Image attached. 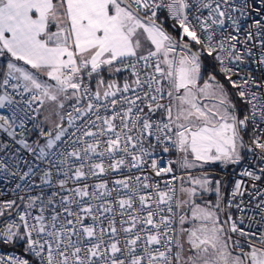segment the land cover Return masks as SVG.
<instances>
[{
    "label": "snow or ice",
    "instance_id": "snow-or-ice-1",
    "mask_svg": "<svg viewBox=\"0 0 264 264\" xmlns=\"http://www.w3.org/2000/svg\"><path fill=\"white\" fill-rule=\"evenodd\" d=\"M251 7L248 0L237 7L230 0H0V56L8 57L0 66V109H7L0 114V171L27 178L25 190L37 176L42 189H58L21 196L22 211L15 200L0 203V216L17 209L18 217L0 228V243L23 240L31 257L0 255V264H264V231L246 232L231 215L221 221L219 181L215 205L196 202L212 183L207 174H189V186L173 175L163 188L147 175L124 176L111 188L106 180L85 182L125 167L142 170L157 144L181 155L163 168L153 159L156 176L172 173V163L189 170L242 159V131L257 116L264 122V93L250 89L264 84L233 79L238 73L229 65L245 55L238 35L220 28L230 20L239 33V17ZM255 27L264 31L259 20ZM252 39L249 31L244 43ZM260 48L264 65V39ZM246 52L251 57L253 49ZM204 55L250 114L240 118L216 74L203 77ZM123 72V81L105 77ZM13 143L20 147L13 151ZM21 149L34 160L21 161ZM254 149L264 161L261 136L252 139ZM242 187L238 180L232 196H242Z\"/></svg>",
    "mask_w": 264,
    "mask_h": 264
},
{
    "label": "built area",
    "instance_id": "built-area-1",
    "mask_svg": "<svg viewBox=\"0 0 264 264\" xmlns=\"http://www.w3.org/2000/svg\"><path fill=\"white\" fill-rule=\"evenodd\" d=\"M190 3H194L195 0H189ZM249 4L252 5L250 9L246 10V14L244 16L239 17V33L236 32L235 27L232 25L230 20H226L225 25L220 28V31L223 32V34L227 35L229 33L238 35V39L240 43L237 44V49L244 53L245 60L239 64H236L233 62V64L229 65L234 68V72L238 73L236 75H233L234 80L240 81L242 78H248L251 76L255 81H257L260 84H264V65L259 64L257 62V58L259 57L261 48H260V41L264 39V31L257 29L255 27V22L257 20L261 21L262 24H264V0H248ZM230 3L233 5V7H237L244 3V0H230ZM204 15H207V9L201 10ZM163 14V17L165 19V12H161ZM193 15H198L199 13H196L195 8L192 9ZM233 17H237L238 13H232ZM168 25V28H173L172 25L174 21L169 17L165 19ZM176 32V35L179 32V29L174 30ZM251 31L253 33V39L248 41L246 44L244 43L246 34ZM257 32L260 34L257 35ZM217 39H219V35L217 36ZM195 46V45H194ZM198 47V46H195ZM252 48L253 54L251 57L248 56L246 49ZM204 58L210 68L214 69V71L219 74L223 79L225 80L226 84L230 87L231 84L227 79H225L224 75L222 73H219L218 71V63L211 57H207L206 55L202 56ZM120 76L121 81L128 76L127 72L120 73L116 76ZM234 89V88H233ZM238 91V89H236ZM251 91H255L258 94L264 93V88H257L255 85H253L250 89ZM245 109V114H250V108L251 106L248 105L245 101H242ZM7 109H0V114H6ZM244 114V115H245ZM159 113L157 114L154 119L159 117ZM243 115V116H244ZM243 116L241 118H243ZM258 125L259 127H256ZM28 128L31 132V135L29 136V139H33L36 136V132L32 131V125L29 124ZM262 130H264V122H261L259 120V117L257 116L255 121L249 120V123L247 124V127L242 131L241 135L245 137V153L239 164L233 168H227V169H220V168H212L210 171L215 173H221L225 178H227L228 184L225 189V197H224V204L227 208L230 210V215L233 220H235L238 223V226L243 228L246 232H255L257 230L264 231V220H262V216H264V207H257V205L261 204V201H264V173L260 172V169L264 168V161L259 159V150L254 149L250 150L251 141L256 136H261L262 139H264V133H262ZM19 131V129H17ZM5 134L3 132H0V136H4ZM153 144H155V141H152ZM165 146L169 147V151L165 152L163 151V148ZM19 145H16L13 143L12 150L14 151L16 148H19ZM147 147V145H146ZM150 155L145 157L146 163L144 164L142 170L137 169H129L127 167L115 171V172H109L105 175L98 176V177H89L85 182L88 184H95L101 180L108 181L109 187H113V181L116 179H121L124 176L128 175H147L151 177V182L153 183H159L161 187L163 188L165 186V182L171 179L173 175L177 177H183L185 173L188 171L182 170L179 168L176 163H172L171 167L173 168L172 173H165L161 174L160 176H156L154 170L151 168V161L155 159L157 161L158 167H167L169 166L170 161H174L173 157L178 156L179 152L170 145H159L157 144L154 149H149ZM18 158L23 160H34V157L31 156V154L27 153L26 150L21 149L19 153H17ZM106 163L109 161L107 158H105ZM23 170H26V168L21 165ZM245 171H252L256 175H260V180H254L252 177H248L246 175H243ZM34 179L37 181L35 185L31 187L30 190H25V184L30 183V181L26 180L21 181L18 177L11 176L7 173H4L0 171V203H3L8 200H15L17 205H20V211L23 210V203L20 200L21 196H24L25 199H27V196L29 195H38L40 194L41 190L46 195H50L51 192L58 190L57 187H47V186H40L39 184V177H34ZM241 181L243 184V187L241 191L243 192V195H237L235 197L232 196L234 185L237 181ZM181 181L178 179L173 182V185L178 189L180 187ZM20 184L22 187L17 188L16 185ZM53 184L55 185V181H53ZM73 186V183L69 182V187ZM257 192L262 193L261 195H256ZM231 201V204L229 203ZM237 205L240 207L238 208ZM119 217H117V227L119 228ZM18 220L17 217V209L12 210H6V214L4 216H0V228H2L5 224H7L10 221ZM86 223H91V220L86 221ZM105 226H107V221H105ZM178 227V225H177ZM233 240H240L242 243H244L243 238L239 236L238 233L232 234ZM253 242L255 241V238H253ZM25 249V242L23 240L16 241L12 243V246H7L4 243H0V255L3 256H20L22 258H28V253L24 251Z\"/></svg>",
    "mask_w": 264,
    "mask_h": 264
},
{
    "label": "rangeland",
    "instance_id": "rangeland-1",
    "mask_svg": "<svg viewBox=\"0 0 264 264\" xmlns=\"http://www.w3.org/2000/svg\"><path fill=\"white\" fill-rule=\"evenodd\" d=\"M168 31L171 32L173 35H176V32L174 31L173 28H168ZM203 74V73H202ZM203 77L206 79L208 77L207 74H203ZM218 80L225 86V88L228 90L229 94L231 95V97L233 98V102L236 103V105L239 104V108H240V111H241V115H244L245 114V109H244V106L242 105L241 101H240V98L238 97L237 95V90L236 89H231L222 79H219ZM243 141H244V147L241 148V156L243 158L244 156V153H245V148H246V145H245V137H243ZM180 153L178 154V156H174L173 159L174 161H177L179 160L180 158ZM240 162V161H239ZM238 162V163H239ZM238 163H223V162H220V161H215V162H209V163H206L204 164L202 167H197V168H193V169H189V170H185V169H182V170H185V171H188L187 173H185L183 175V178H184V184L185 186H189L188 183H187V177L189 174H191L192 176L194 177H198V176H201L203 174H207L208 175V178L213 181V180H216V181H219L220 179L218 178L219 177H222L221 173H213V172H206V171H210V169L212 168H220V169H227V168H230V167H233L235 164H238ZM178 167L179 165L176 164ZM180 168V167H179ZM214 174H217L214 175ZM216 186L213 184V182L209 185V190H206V191H200L196 197V202L197 203H200V204H206L208 202H211L213 205H215L217 203V194H215L214 192L216 191ZM220 208H221V202H220ZM221 212V211H220ZM225 217L227 219L228 215H230V210L229 208H226L225 209ZM220 215V213H219ZM221 218V216H220ZM221 220L223 221L224 220V217L221 218ZM185 227H190V225H185Z\"/></svg>",
    "mask_w": 264,
    "mask_h": 264
},
{
    "label": "trees",
    "instance_id": "trees-1",
    "mask_svg": "<svg viewBox=\"0 0 264 264\" xmlns=\"http://www.w3.org/2000/svg\"><path fill=\"white\" fill-rule=\"evenodd\" d=\"M160 21L164 24V27L168 30V25H167V22H166V20L164 19V17H163V14L162 13H160ZM194 48H195V46H194ZM6 62H7V58H6V56H1V58H0V66H3V65H5L6 64ZM202 62H203V65L205 66V68L204 69H202V73L203 74H207V75H209V73H214V74H216L217 75V78H219V79H222L224 82H225V80L223 79V77H221L219 74H217L215 71H214V69H212V68H210V66H209V64H208V62L204 59V58H202ZM118 78L120 77V76H117ZM226 83V82H225ZM231 89H233V88H231ZM240 101H241V103H242V100L240 99ZM242 105H243V103H242ZM244 106V105H243ZM238 107H239V104H238ZM238 115L240 116V118L243 116V115H241L242 113H241V111H240V108H238ZM238 165V164H237ZM236 165V166H237ZM235 167V166H234ZM230 168H232V167H230ZM206 172H212V171H206ZM213 173H215V172H213ZM214 175H216L217 176V174H214ZM222 177H219L218 176V178L220 179L219 180V182H220V195L223 193V192H225V189H226V187H227V184H228V181H227V178H225L223 175H221ZM213 182V184L216 186V180H213L212 181ZM215 194H217L216 193V191L214 192ZM227 207L225 206V204H224V211H225V209H226ZM221 213H222V211L220 212V216H221ZM224 214H225V212H224ZM226 219V217H225V215H224V220ZM222 221V220H221ZM232 235V234H231ZM12 246V245H11Z\"/></svg>",
    "mask_w": 264,
    "mask_h": 264
},
{
    "label": "water",
    "instance_id": "water-1",
    "mask_svg": "<svg viewBox=\"0 0 264 264\" xmlns=\"http://www.w3.org/2000/svg\"><path fill=\"white\" fill-rule=\"evenodd\" d=\"M202 65H203V62H202ZM205 66L203 65L202 69H204ZM224 197H225V192H223L221 194V199H220V202H221V209H222V213H221V218L224 217Z\"/></svg>",
    "mask_w": 264,
    "mask_h": 264
},
{
    "label": "crops",
    "instance_id": "crops-1",
    "mask_svg": "<svg viewBox=\"0 0 264 264\" xmlns=\"http://www.w3.org/2000/svg\"><path fill=\"white\" fill-rule=\"evenodd\" d=\"M0 58H1V56H0ZM6 58H7V60H8V57L6 56ZM105 77H106V79H118V80H120L121 81V78L119 77H112V76H109L107 73H105ZM241 161V160H240ZM239 164V163H238ZM237 164H235L234 166H236ZM233 166V167H234ZM232 167V168H233ZM5 245H7V246H11L12 244H5Z\"/></svg>",
    "mask_w": 264,
    "mask_h": 264
},
{
    "label": "flooded vegetation",
    "instance_id": "flooded-vegetation-1",
    "mask_svg": "<svg viewBox=\"0 0 264 264\" xmlns=\"http://www.w3.org/2000/svg\"><path fill=\"white\" fill-rule=\"evenodd\" d=\"M238 108H239V107H238V105H237V108H236L237 113H238V111H239Z\"/></svg>",
    "mask_w": 264,
    "mask_h": 264
}]
</instances>
